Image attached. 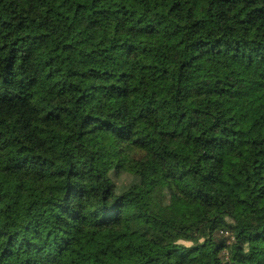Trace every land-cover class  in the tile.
I'll return each instance as SVG.
<instances>
[{
	"label": "trees",
	"instance_id": "trees-1",
	"mask_svg": "<svg viewBox=\"0 0 264 264\" xmlns=\"http://www.w3.org/2000/svg\"><path fill=\"white\" fill-rule=\"evenodd\" d=\"M0 264H264V0H0Z\"/></svg>",
	"mask_w": 264,
	"mask_h": 264
},
{
	"label": "rangeland",
	"instance_id": "rangeland-1",
	"mask_svg": "<svg viewBox=\"0 0 264 264\" xmlns=\"http://www.w3.org/2000/svg\"><path fill=\"white\" fill-rule=\"evenodd\" d=\"M151 168H152V166L149 164V165L147 166V171H146V174H145V176H144V178H143V182H144V183H147V182L162 181L161 178L156 177V176H154V175L151 174ZM118 180H119V183H120V182L125 181L126 178H125V176H123V177H120ZM225 235H226V236H229V235H227L226 233H225Z\"/></svg>",
	"mask_w": 264,
	"mask_h": 264
}]
</instances>
